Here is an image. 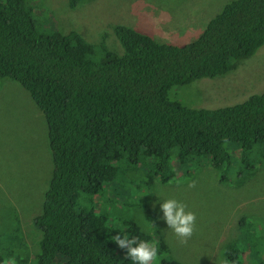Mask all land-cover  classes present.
<instances>
[{"label":"trees","instance_id":"1","mask_svg":"<svg viewBox=\"0 0 264 264\" xmlns=\"http://www.w3.org/2000/svg\"><path fill=\"white\" fill-rule=\"evenodd\" d=\"M111 30L121 52L75 30L40 32L27 0H0V78L23 86L41 110L52 161L34 217L41 231L38 264H132L113 241L124 232L158 241L157 264H183L171 257L159 229L144 226L156 219L153 208L146 206L139 222L124 207L138 197L144 204L154 200L159 184L177 181L200 158L226 181L225 141L239 144L244 155L259 149L264 158V85L214 108L187 106L172 94L194 80L225 76L264 46V0L225 2L187 42H164L120 23ZM85 196L95 202L82 205ZM23 243L16 233L0 239L6 248L0 259ZM252 247L253 238L243 250L228 241L226 264H264L248 253Z\"/></svg>","mask_w":264,"mask_h":264},{"label":"rangeland","instance_id":"2","mask_svg":"<svg viewBox=\"0 0 264 264\" xmlns=\"http://www.w3.org/2000/svg\"><path fill=\"white\" fill-rule=\"evenodd\" d=\"M227 1L84 0L74 8L68 0H27V3L38 31L75 30L90 43L105 39L109 48L121 52L111 24L140 29L164 42H187L199 34ZM263 85L264 46H261L225 76L194 80L189 85L177 86L172 94L187 106L214 108L240 102L261 91ZM223 146L231 155L226 181L219 180L221 170L200 158L199 166H184L177 181L159 184L154 200L147 196L148 202L144 204L138 197L124 207L126 214L139 222L145 220L147 209L153 208L156 219L144 221V226L159 229L169 247L174 248L173 258L183 264H226L224 245L232 241L238 250H243L251 238L254 247L248 253L255 251V262L264 263V158L259 149L244 155L235 142L225 141ZM51 168L41 110L23 86L0 78V239L13 233L20 235L24 243L15 247L12 255L3 253L4 257L14 255L17 264H38L41 231L34 224V217L42 210ZM157 197L176 198L195 214L193 233L183 243L167 229L163 219H158L162 212ZM92 202L95 200L88 196L79 200L85 206ZM241 218L243 225L239 222ZM114 223L121 225L118 217Z\"/></svg>","mask_w":264,"mask_h":264},{"label":"clouds","instance_id":"3","mask_svg":"<svg viewBox=\"0 0 264 264\" xmlns=\"http://www.w3.org/2000/svg\"><path fill=\"white\" fill-rule=\"evenodd\" d=\"M157 198L160 201L159 208L162 212V216L158 217V219H163L167 229H171L172 233L180 238L183 243L187 238L191 237L193 233L196 219L195 214L190 210H186L187 205L176 198ZM113 241H115L119 248L125 250V257L129 259L132 264H157L160 255H162L159 252L158 241L154 239H141L137 235H129L127 232H124L123 234L116 233L113 235ZM173 251L174 248H170V255L172 258ZM186 253H189V251H186ZM185 263L194 264L190 262ZM0 264H17V262L13 255L0 259Z\"/></svg>","mask_w":264,"mask_h":264}]
</instances>
